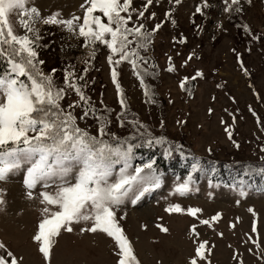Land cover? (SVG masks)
<instances>
[{
  "label": "rangeland",
  "instance_id": "1",
  "mask_svg": "<svg viewBox=\"0 0 264 264\" xmlns=\"http://www.w3.org/2000/svg\"><path fill=\"white\" fill-rule=\"evenodd\" d=\"M82 2L30 0L28 6L37 7L42 16L58 11L62 18H70L73 14L82 17ZM143 2L133 0V6L139 9ZM199 3L201 0H181L179 4L175 0H154L145 15L155 12L156 16L150 20L141 18L147 30L164 21L152 35L151 44L139 50L147 68H154L147 76V96L146 86L142 87L131 64L126 60L116 64L117 79L128 104L124 122L138 121L148 131L166 134L168 139L193 151L181 155L178 172L159 173L162 183L158 188L145 193L135 205H121L118 217L124 218L119 223L139 264H188L196 247L194 240L207 241L206 256L211 264H264V172L254 164L262 163L264 168V0H239L242 10L228 13L223 11V0H207L209 7L202 9L203 15L195 12ZM169 8L172 11L166 18L164 13ZM244 24L250 32L244 30ZM35 28L39 30L36 52L37 59L43 61L39 65L43 72L51 73L60 87H66L65 70L76 77L83 76L77 83L90 98L89 103L97 113L103 112L105 106L110 110L112 123L108 131L117 136L129 132L116 118L121 108L106 46H93L92 55V48L82 46V38L62 26L37 22ZM17 31L23 34L24 29L17 25ZM253 35L258 39L253 40ZM168 57L174 71H168ZM197 70L202 73L199 77L195 76ZM185 77L189 79L181 88L180 81ZM78 99L69 90L61 103L67 110L69 101ZM82 108L81 104L73 109L77 117ZM76 123L98 134L91 112ZM226 128L232 133L231 139ZM204 156L213 160L197 170V178L193 176L197 171L192 172V190L183 196L176 194L175 184L186 179L192 164L198 158L200 165ZM149 160L140 156L133 165ZM218 160L246 166L243 171L227 164L219 169ZM0 189L5 190L0 193L5 201L0 205V242L23 257L21 264H45L31 239L41 218V189H34L32 199H28L22 172L0 180ZM169 204H179L185 211L167 212ZM188 207L202 211L192 216L186 211ZM217 212L220 217L210 221L211 226L200 223ZM158 224L168 231L162 232ZM193 224L198 236L191 232ZM55 239L51 264H116L113 242L103 234H80L78 226H74L72 233L61 232Z\"/></svg>",
  "mask_w": 264,
  "mask_h": 264
},
{
  "label": "snow or ice",
  "instance_id": "2",
  "mask_svg": "<svg viewBox=\"0 0 264 264\" xmlns=\"http://www.w3.org/2000/svg\"><path fill=\"white\" fill-rule=\"evenodd\" d=\"M153 2L144 0L138 9L133 6V0H83L79 5L82 17L73 14L70 18H62L58 11L42 16L37 7L28 6L30 0H0V62L4 65L0 72V180H5L9 174L22 172L28 199H32L34 189H41V218L31 239L37 245L45 264H51L50 255L56 243L55 238L61 232L72 233L74 226H78L80 234L99 233L110 238L117 257L116 264H139L119 223L124 217H118L117 209L126 202L135 205L145 193L158 188L162 183L152 160L133 165L134 148L140 145L151 146L153 143L164 145L168 141L162 135L152 136L146 126L138 121L129 122L133 128L139 124V128L145 129V132L139 134L138 143L131 142L135 137H119L110 133V110L105 106L103 112L97 113L95 106L89 103L90 98L84 95L82 87L77 83L83 76L76 77L65 70L66 87H60L51 73L46 74L39 67L43 61L37 59L36 42L40 37L35 24L41 22L62 26L82 38V46L92 48V55L95 53L93 46H106L109 50V65L126 60L136 69L137 63L143 60L139 50L151 44L152 35L164 23L161 20L150 30H145L141 18L150 20L156 16L155 12L145 15ZM155 2L159 3V0ZM180 2L175 0L176 4ZM223 4L225 13L242 10L239 0H223ZM208 7L207 0H201L195 6V12L203 15L202 9ZM171 11L169 8L164 16L168 18ZM102 18H106V21ZM172 23L175 24L174 19ZM17 25L24 29L23 34L17 31ZM243 28L250 32L247 24ZM252 39L258 37L253 35ZM181 42H184L183 37ZM168 60V71H174L171 57ZM51 71L55 72V69ZM84 71H88L87 67ZM117 75L113 68L111 79L121 108L116 118L122 127L127 104ZM201 75L197 70L195 76ZM188 79L185 77L180 81L181 88ZM141 85L144 86L142 79ZM69 90L74 91L79 99L69 101L66 110L61 101ZM145 95H148L147 89ZM81 104L82 113L77 117L73 109ZM89 112L98 125L97 135L76 123L77 119L85 120ZM225 131L231 139L232 133L227 128ZM170 151V148H166L165 156ZM191 167L192 171L187 178L175 184L173 191L176 194L183 196L192 190V172L200 168L198 158ZM261 171L264 172V168ZM4 191L0 189V193ZM240 195H245L243 188ZM4 202L0 195V205ZM165 211L182 212L185 209L179 204H169ZM186 211L196 216L202 210L188 207ZM249 211L252 209L249 208ZM219 217L220 213L217 212L210 220H200V223L211 226L210 221ZM157 227L162 232L168 231L162 225L158 224ZM252 231H256L255 220ZM191 232L194 236L199 235L195 224L191 225ZM194 243L196 247L188 264H211L206 256L207 241L194 240ZM22 260V256L18 257L0 242V264H21Z\"/></svg>",
  "mask_w": 264,
  "mask_h": 264
},
{
  "label": "trees",
  "instance_id": "3",
  "mask_svg": "<svg viewBox=\"0 0 264 264\" xmlns=\"http://www.w3.org/2000/svg\"><path fill=\"white\" fill-rule=\"evenodd\" d=\"M103 20L106 21V18H102ZM145 30L146 27H145ZM114 60H115V56H114ZM112 68L116 69V64L114 63L113 65H111ZM4 69V65L2 64V62H0V72H2ZM152 69H154L153 67H149L147 68L145 62H143V60H141L140 62L137 63V67H136V72L139 73L140 78L144 81V84L146 86V89L148 91V79L147 76L151 73ZM127 104V102H126ZM128 109V104H127V108ZM124 125L127 126L129 132H127L124 135H121L119 137H128V136H132L135 137L136 139H133L131 142L132 143H138L139 140V134L141 132H145L144 130H141V128H139V125H137V128H133L132 124L129 122H124ZM148 133H151L152 136H164L166 137L168 143L161 145V144H156L153 143L151 146H144V145H140L136 148H134V158L133 161H135L138 157H144L147 159H151L154 162V167L157 171V173H164L168 170H172L173 172H178V163L181 160V155H188V154H192L193 151L187 146L185 145V147H181L180 143L174 140H170L168 139L166 134H160V133H155V132H151L148 131ZM179 146V147H177ZM166 148H170L171 151L169 152V155L165 156L164 151ZM213 159L209 158V157H201L200 158V167L202 168L206 162L208 161H212ZM218 165L219 169H223V165H229L232 169L234 170H238V171H243L245 169L246 164L243 163H233V162H225V161H217L216 162ZM252 164V163H251ZM255 165L259 166L262 168V163H254ZM258 168V167H257ZM261 168L259 170H261ZM198 172L197 171L195 174H193L194 178H197L198 176ZM155 188H153L152 190H154Z\"/></svg>",
  "mask_w": 264,
  "mask_h": 264
}]
</instances>
